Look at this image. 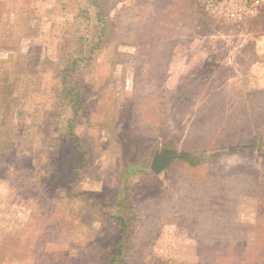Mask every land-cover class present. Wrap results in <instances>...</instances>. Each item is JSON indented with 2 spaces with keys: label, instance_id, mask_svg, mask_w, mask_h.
<instances>
[{
  "label": "rangeland",
  "instance_id": "obj_1",
  "mask_svg": "<svg viewBox=\"0 0 264 264\" xmlns=\"http://www.w3.org/2000/svg\"><path fill=\"white\" fill-rule=\"evenodd\" d=\"M215 1L0 0V264H105L121 205L124 264H264V0Z\"/></svg>",
  "mask_w": 264,
  "mask_h": 264
},
{
  "label": "trees",
  "instance_id": "obj_2",
  "mask_svg": "<svg viewBox=\"0 0 264 264\" xmlns=\"http://www.w3.org/2000/svg\"><path fill=\"white\" fill-rule=\"evenodd\" d=\"M76 64V61L73 62H69L61 71V74L63 75V87L62 90L63 92H61V97L63 99H67L69 104H73L75 107V116H73L70 119V129L69 131L72 133L71 128L73 125V122L75 121L74 119H77V117L79 116L82 108H83V91L82 89L76 85L75 83H73L70 79H69V73L71 71H76L77 67L75 69V67H71V65ZM252 135V133H251ZM250 135V136H251ZM241 137V138H240ZM240 137H234L231 142H228L227 144H234V143H251V144H255L256 145V141L255 140H251V139H245V135H240ZM239 141H238V140ZM253 142V143H252ZM254 149H256V154L257 155H263V149L261 150V148L259 146H255ZM142 165L140 163H133L129 165L128 171H135V170H144L141 169ZM147 170V169H146ZM123 194L124 196H129L131 194V187L128 186L126 188V191L124 192L123 190ZM210 195H207V197H209ZM213 196H210L209 198H212ZM123 206V205H121ZM121 206H118V213H116L115 215H113L112 218H116L119 222H120V226H121V234L119 236V238L116 241V244L114 245V248L111 250V253L108 255L105 264H124L127 260V257L130 256L131 251L133 246L129 247L128 245H126L127 242L130 241V237L126 238V230L128 228V224L130 222V219H128V215L124 214L122 211ZM128 210H133V205H130ZM133 220L136 219V213L133 214ZM139 251V250H138Z\"/></svg>",
  "mask_w": 264,
  "mask_h": 264
},
{
  "label": "built area",
  "instance_id": "obj_3",
  "mask_svg": "<svg viewBox=\"0 0 264 264\" xmlns=\"http://www.w3.org/2000/svg\"><path fill=\"white\" fill-rule=\"evenodd\" d=\"M200 1L204 2L207 5H213L214 7L218 8L215 0H200ZM232 3L233 1L230 3H227L224 7L220 5L219 6L220 10L223 11L225 15L234 17V18L242 17L243 14L247 13V8L245 6H240V7L235 6L234 8L233 6H231Z\"/></svg>",
  "mask_w": 264,
  "mask_h": 264
},
{
  "label": "water",
  "instance_id": "obj_4",
  "mask_svg": "<svg viewBox=\"0 0 264 264\" xmlns=\"http://www.w3.org/2000/svg\"><path fill=\"white\" fill-rule=\"evenodd\" d=\"M172 157L173 155L156 152L152 161L151 168L155 173H161L169 165L170 159Z\"/></svg>",
  "mask_w": 264,
  "mask_h": 264
}]
</instances>
